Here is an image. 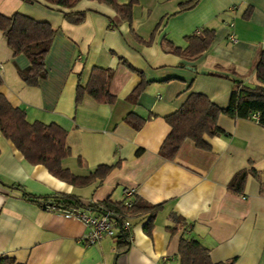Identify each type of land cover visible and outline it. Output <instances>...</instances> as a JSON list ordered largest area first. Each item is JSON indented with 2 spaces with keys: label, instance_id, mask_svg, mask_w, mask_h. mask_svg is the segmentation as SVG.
<instances>
[{
  "label": "crops",
  "instance_id": "0c3cea01",
  "mask_svg": "<svg viewBox=\"0 0 264 264\" xmlns=\"http://www.w3.org/2000/svg\"><path fill=\"white\" fill-rule=\"evenodd\" d=\"M184 1L136 0L128 22L109 4L95 0H79L71 8L43 0H0V14L9 17L17 11L54 28L44 57L46 75L35 85L18 75L29 59L13 53L0 30V93L24 110L27 121L54 122L66 129L70 153L61 165L73 174L87 176L98 164L119 161L100 181L78 186L29 163L0 132L1 255L22 264H179V238H194L212 261L264 264V127L220 114L222 132L203 136L208 149L186 139L172 159L157 152L169 130L164 116L189 92L204 93L225 106L232 77L256 82L250 66L256 51L264 49V0H195L179 10ZM68 10L85 11L83 20L64 19ZM205 27L213 30V38L198 56L166 50L164 40L184 48L185 35ZM93 66L113 69L108 90L114 100L97 101L84 93L75 103L76 73L81 71L85 84ZM141 79L146 83L137 98L127 99ZM128 113L145 120L140 128L124 120ZM240 169H254L259 176L248 173L242 191L232 192L226 184ZM126 189H132L133 200L161 207L150 233L143 230L147 214H129V246L118 255L117 237L86 243L82 235L88 227L82 221L44 211L24 196L41 201L60 192L75 194L82 203L118 202ZM172 212L184 223L170 232Z\"/></svg>",
  "mask_w": 264,
  "mask_h": 264
},
{
  "label": "trees",
  "instance_id": "16d2710c",
  "mask_svg": "<svg viewBox=\"0 0 264 264\" xmlns=\"http://www.w3.org/2000/svg\"><path fill=\"white\" fill-rule=\"evenodd\" d=\"M23 1L33 2L35 0ZM43 1L60 8H71L79 0ZM95 1L109 4L120 20L131 21L132 6L136 0H127L124 3H118L117 0ZM194 4L195 0L181 2L179 10L188 9ZM84 15L85 11H63V18L71 22L82 21ZM0 30L13 53L22 52L29 59V64L25 68L18 69V75L26 84L35 85L39 77L46 75L44 57L52 40L54 28L46 21H40L15 11L9 17L0 14ZM184 38L187 41L184 48L164 40L166 50L194 58L208 47L213 38V30L207 27L201 28L185 35ZM119 60L132 68L124 59L119 58ZM229 68L234 72L232 67ZM250 70L253 72L256 82L249 83L232 77V85L225 106L215 104L204 93L189 92L185 100L174 111L164 116L169 130L159 145L158 154L163 158L172 159L181 143L186 139L193 141L196 147L208 149L210 146L203 136L212 137L222 132L217 124L220 114H226L233 118L251 119V113L256 111L259 113L257 122L264 127V49L260 48L256 51ZM112 72V68L93 66L85 84L80 82L81 71L77 72L75 103L80 101L84 93L91 95L97 101L112 102L114 95L108 90ZM1 81L0 76V83ZM145 83L146 81L141 79L126 98L135 100ZM124 120L134 129L140 128L145 121L133 113H128ZM0 132L12 142L29 163L41 164L53 176L74 185H84L95 178L100 181L111 168L119 164V161L113 164H98L87 176L73 174L68 168L61 165V160L70 153L69 147L65 144L66 129L54 122L27 121L24 110L13 106L2 93H0ZM248 173L259 176L254 169H240L231 176L226 188L232 192L240 193ZM12 186L24 191L20 184ZM261 190L264 191V185H261ZM24 196L34 202H40L37 197L29 193H24ZM47 197L62 201L65 206L80 204V200L75 194L54 192ZM101 202L128 212L130 215L147 214L146 222L143 224V230L146 233H150L154 216L161 207V203L152 204L139 198H135L129 207H124L121 204L122 201L113 202L108 198ZM170 218L174 221V224L168 227L170 232L176 229L178 222L184 223V219L173 212L170 213ZM115 237H117L116 254L118 255L128 249L130 231L121 229ZM176 253L179 264H230L232 262V259L228 262L212 261L208 249L194 238H179ZM0 264L22 263L16 262L12 256L0 254Z\"/></svg>",
  "mask_w": 264,
  "mask_h": 264
},
{
  "label": "built area",
  "instance_id": "2783aa9c",
  "mask_svg": "<svg viewBox=\"0 0 264 264\" xmlns=\"http://www.w3.org/2000/svg\"><path fill=\"white\" fill-rule=\"evenodd\" d=\"M230 38L233 39L231 35ZM251 119L258 121L259 113L252 112ZM123 194L124 198L121 204L124 207H129L133 202L132 189L124 190ZM38 204L44 211L59 212L82 221L88 227V231L82 235V240L89 244L96 243L103 236L115 237L121 229L130 230L131 222L128 212L105 205L102 202H80L79 205L65 206L62 201L48 198L41 200Z\"/></svg>",
  "mask_w": 264,
  "mask_h": 264
}]
</instances>
